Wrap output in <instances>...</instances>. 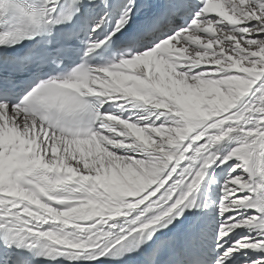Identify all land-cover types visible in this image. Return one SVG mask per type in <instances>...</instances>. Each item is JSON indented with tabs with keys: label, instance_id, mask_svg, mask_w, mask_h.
Returning a JSON list of instances; mask_svg holds the SVG:
<instances>
[{
	"label": "snow or ice",
	"instance_id": "6c2138e0",
	"mask_svg": "<svg viewBox=\"0 0 264 264\" xmlns=\"http://www.w3.org/2000/svg\"><path fill=\"white\" fill-rule=\"evenodd\" d=\"M0 264H264V0H0Z\"/></svg>",
	"mask_w": 264,
	"mask_h": 264
}]
</instances>
